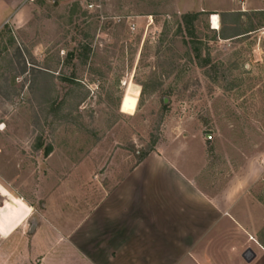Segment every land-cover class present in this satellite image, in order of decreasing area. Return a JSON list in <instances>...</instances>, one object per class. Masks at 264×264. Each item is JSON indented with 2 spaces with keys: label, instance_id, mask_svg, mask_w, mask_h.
Masks as SVG:
<instances>
[{
  "label": "rangeland",
  "instance_id": "1",
  "mask_svg": "<svg viewBox=\"0 0 264 264\" xmlns=\"http://www.w3.org/2000/svg\"><path fill=\"white\" fill-rule=\"evenodd\" d=\"M2 1L1 264L59 261L148 152L264 244V0L220 12L216 30L200 14L192 33L175 0Z\"/></svg>",
  "mask_w": 264,
  "mask_h": 264
},
{
  "label": "crops",
  "instance_id": "2",
  "mask_svg": "<svg viewBox=\"0 0 264 264\" xmlns=\"http://www.w3.org/2000/svg\"><path fill=\"white\" fill-rule=\"evenodd\" d=\"M175 1L178 11L202 13L210 25L214 14L257 11L261 3L238 0L242 9H236V0ZM5 8L0 0V17L11 11ZM235 213L192 174L150 152L83 216L55 264H264V244ZM248 248L254 253L249 262L243 258ZM41 260L53 264L47 255Z\"/></svg>",
  "mask_w": 264,
  "mask_h": 264
},
{
  "label": "bare ground",
  "instance_id": "3",
  "mask_svg": "<svg viewBox=\"0 0 264 264\" xmlns=\"http://www.w3.org/2000/svg\"><path fill=\"white\" fill-rule=\"evenodd\" d=\"M211 28L212 29H219V20H218V16L217 15H212L211 16ZM5 199V198H4ZM2 203H3V201H2ZM1 203V204H2ZM0 204V205H1ZM25 206H24V204L21 202V201H19V200H16L15 201V205H11L10 206V208L9 209H7V210H5L6 211V213H5V217H9V216H11V215H13V214H15V213H17V212H19L22 208H24ZM10 221V220H9ZM8 221V222H9Z\"/></svg>",
  "mask_w": 264,
  "mask_h": 264
},
{
  "label": "trees",
  "instance_id": "4",
  "mask_svg": "<svg viewBox=\"0 0 264 264\" xmlns=\"http://www.w3.org/2000/svg\"><path fill=\"white\" fill-rule=\"evenodd\" d=\"M202 14V13H185L182 15V22H183V25L184 27L190 31L189 33H192V28H193V22L197 19V17ZM214 30V29H213ZM224 38V37H222ZM149 153V152H148ZM148 153L144 154L141 158H139L138 162L144 158ZM137 162V163H138ZM136 163V164H137Z\"/></svg>",
  "mask_w": 264,
  "mask_h": 264
},
{
  "label": "water",
  "instance_id": "5",
  "mask_svg": "<svg viewBox=\"0 0 264 264\" xmlns=\"http://www.w3.org/2000/svg\"><path fill=\"white\" fill-rule=\"evenodd\" d=\"M52 1H54V0H52ZM34 227H35V225L32 224V225L30 226L29 232H32L33 229H34ZM243 258H244L247 262H249V261H251V260L254 258V253L252 252L251 249L248 248V249L245 251V253H244V255H243Z\"/></svg>",
  "mask_w": 264,
  "mask_h": 264
},
{
  "label": "built area",
  "instance_id": "6",
  "mask_svg": "<svg viewBox=\"0 0 264 264\" xmlns=\"http://www.w3.org/2000/svg\"><path fill=\"white\" fill-rule=\"evenodd\" d=\"M28 1H33V0H28ZM132 28H133V26H132Z\"/></svg>",
  "mask_w": 264,
  "mask_h": 264
}]
</instances>
